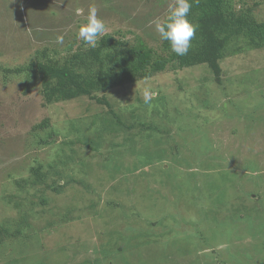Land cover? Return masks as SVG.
<instances>
[{
	"label": "rangeland",
	"instance_id": "374dc122",
	"mask_svg": "<svg viewBox=\"0 0 264 264\" xmlns=\"http://www.w3.org/2000/svg\"><path fill=\"white\" fill-rule=\"evenodd\" d=\"M233 3L264 22V0ZM93 6L103 36L162 54L153 21L175 0H0V222L14 236L0 235V264H264V49L225 63L223 85L203 65L168 67L101 94L110 107L88 96L46 104L38 80L4 72L43 49L76 51ZM34 169L45 182L33 185ZM21 214L29 239L12 241Z\"/></svg>",
	"mask_w": 264,
	"mask_h": 264
},
{
	"label": "trees",
	"instance_id": "16d2710c",
	"mask_svg": "<svg viewBox=\"0 0 264 264\" xmlns=\"http://www.w3.org/2000/svg\"><path fill=\"white\" fill-rule=\"evenodd\" d=\"M233 1L192 0V8L188 18L198 27L192 40V46L188 54L184 56H177L171 50L170 42L163 39L161 43L162 54H158L143 42L130 46L105 35L100 37L95 48L84 44L76 51L68 50L67 53L69 54L62 59L50 57L47 49H43L36 52L34 60L21 68L5 70L4 72L25 73L28 82L33 79L38 80V88L46 104L66 102L88 96L96 103L110 107V103L104 96L100 98L101 94H106L114 88L136 81L148 80L153 75L164 72L168 67H171V70H186L203 65L201 73L205 74L204 80L208 77L206 82L210 81L220 86L224 82L225 63L228 65L236 56L264 49V22H259L249 13H238ZM69 49L71 48L69 47ZM250 77L246 76L245 81L250 80ZM235 81L231 80L230 83L235 84ZM242 82L239 81L240 84ZM110 129L115 131V129ZM148 129L154 131L158 128L153 130L152 126H148ZM154 134L160 135L157 132ZM129 140L128 138L127 141ZM164 142L165 140L161 137L158 142L154 140L147 146L155 143L161 145ZM115 146L119 145L112 140L110 147ZM146 152H150V150L146 148ZM145 154L147 155V153ZM125 163L128 162L119 164ZM85 166L88 171L89 163L86 162ZM32 171L33 176H35L33 185L46 181L40 169ZM15 185L21 189V191L18 190L19 194L15 195L16 200H18V196L20 197L21 192L28 186V181L17 180ZM3 197L4 195L1 200ZM4 199L12 203L14 197L9 195L8 198ZM106 203L108 204L107 210L116 205L115 201H109V199L106 200ZM15 207H21L20 201L16 202ZM26 216L29 214H21L22 218L16 224L19 229L12 241H17L18 238H24V236L29 239V234L25 232L27 227H30ZM156 223L154 222L152 225L154 226ZM8 227L0 222V235L7 237L2 238L3 242L14 237L13 234H10L13 232V228ZM21 246L22 252L28 248L23 244ZM10 261L14 264L19 261L21 264L19 259H11ZM29 261L30 259L26 261L24 259L22 262L28 264ZM7 264L11 263L8 261Z\"/></svg>",
	"mask_w": 264,
	"mask_h": 264
},
{
	"label": "clouds",
	"instance_id": "9594fccd",
	"mask_svg": "<svg viewBox=\"0 0 264 264\" xmlns=\"http://www.w3.org/2000/svg\"><path fill=\"white\" fill-rule=\"evenodd\" d=\"M191 8L192 0H175V6L170 7L165 20L157 19L153 21L156 32L159 33L161 39L170 42L171 50L177 56L188 54L192 46V40L196 35L198 26L188 18ZM75 12L76 15H81L83 9L77 8ZM106 30L105 22L98 18L97 10L93 6L89 8L86 23L79 27L77 38L83 40L86 45L95 48L98 37L103 36ZM63 40V36H57L56 38L59 44H62ZM142 95L144 103L150 104L153 99L152 92L145 90Z\"/></svg>",
	"mask_w": 264,
	"mask_h": 264
}]
</instances>
